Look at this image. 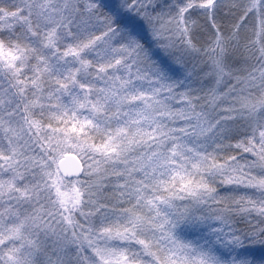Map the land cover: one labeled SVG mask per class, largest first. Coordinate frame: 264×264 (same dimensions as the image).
<instances>
[{
  "label": "snow or ice",
  "instance_id": "snow-or-ice-1",
  "mask_svg": "<svg viewBox=\"0 0 264 264\" xmlns=\"http://www.w3.org/2000/svg\"><path fill=\"white\" fill-rule=\"evenodd\" d=\"M0 264H264V0H0Z\"/></svg>",
  "mask_w": 264,
  "mask_h": 264
}]
</instances>
